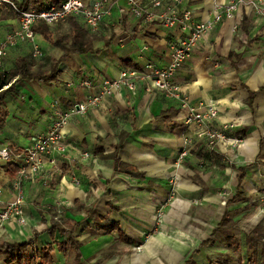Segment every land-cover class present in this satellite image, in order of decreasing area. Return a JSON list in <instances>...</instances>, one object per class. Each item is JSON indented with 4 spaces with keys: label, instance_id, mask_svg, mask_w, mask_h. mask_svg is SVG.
<instances>
[{
    "label": "crops",
    "instance_id": "obj_1",
    "mask_svg": "<svg viewBox=\"0 0 264 264\" xmlns=\"http://www.w3.org/2000/svg\"><path fill=\"white\" fill-rule=\"evenodd\" d=\"M139 1L150 5L149 0ZM112 2L113 15L97 33L89 34L101 44L111 36L106 49L70 53L60 64L56 82L19 80L7 93L0 148L28 147L34 133L51 125L55 110L68 111L84 101L94 89L82 86V80L97 75L116 78L123 66L165 65L169 31L160 23L139 25L127 11V0ZM212 4L213 0H183L182 8L203 20L210 17ZM117 6L125 8L121 44L113 31ZM16 24L13 12L1 8L0 38ZM49 26L52 39L70 32L69 21ZM35 37L43 52L40 62L50 64L61 54L40 33ZM263 48L264 18L255 20L249 8L240 6L233 19L211 30L207 44L175 75L192 104L212 103L221 119L238 120L235 133L243 142L233 158H225L221 150L208 151L194 138L196 125L181 119L179 102L162 92H146V82L140 81L135 93L124 88L112 95L106 109L88 108L69 116L67 136L96 159L77 164L78 185L68 174L53 178L49 170L43 181H24V223L6 222L0 227V242L33 239L35 248L51 243L53 264H77L74 250L65 243L69 232L79 242L81 264H186L188 259L189 264H264V238L252 245L246 239L264 222V209L256 203L264 200ZM19 55L30 56L28 45L9 51L6 70ZM249 92H254L250 101ZM185 136L193 137L194 144L178 159ZM119 143L115 169L110 155ZM58 163L65 165L60 159ZM7 164L0 160L1 202L15 197ZM224 188L231 192L225 202L218 194ZM159 202H165L161 219L156 218ZM60 205L63 211L57 214ZM225 214L231 224L219 226ZM52 219L65 224L64 235L50 237L46 229ZM7 258L0 251V264Z\"/></svg>",
    "mask_w": 264,
    "mask_h": 264
},
{
    "label": "built area",
    "instance_id": "obj_2",
    "mask_svg": "<svg viewBox=\"0 0 264 264\" xmlns=\"http://www.w3.org/2000/svg\"><path fill=\"white\" fill-rule=\"evenodd\" d=\"M20 0H0V9L7 8L16 17V26L7 31L0 38V68L5 69V60L9 51L18 45H28L32 58H42L43 52L36 41L34 27L38 22L52 25L57 22H66L70 18L77 19L89 33H97L106 18L113 15L112 0H62L60 5H48L39 9L23 10L17 4ZM145 5L139 0H127V11L137 19L141 26L160 23L168 31L167 62L158 66L147 62L138 68L123 66L116 78H106L97 75L96 78H86L81 85L94 89L84 101L76 102L70 110H55L54 118L47 130L34 133L30 137L28 147L17 150L9 145L0 148V160L15 163L17 173L12 179L11 186L15 197L12 201L1 202L0 227L9 220L24 223L21 205L27 203L22 193L24 181L37 182L42 179L44 172L55 174V177H64L68 174L75 185L80 183L76 174L77 164L84 160L94 159V155L87 149L75 145L67 136L65 126L72 113H85L88 108L97 110L106 109L109 98L127 89L135 93L137 83L146 82L145 90L162 92L167 98L177 100L183 111L181 119L185 124L194 123L196 131L194 138L203 143L208 151L221 150L225 158H233L236 150L241 146L243 138L236 135L235 129L238 120L221 119L217 106L212 103L194 105L183 93L175 81L177 71L204 43L207 44L209 34L224 19H233L240 6L249 8L255 20L264 18V0H213L210 17L195 20L193 10L183 9V0H149ZM117 16L114 23V34L117 43L121 44L124 38L122 15L124 7L117 6ZM238 22L234 24L236 27ZM264 51V48H263ZM190 136L183 137V143L178 153V159L188 154V147L194 144ZM58 159L65 165L59 166ZM96 159V158H95ZM175 175L170 180L175 182ZM173 194V188L171 189ZM223 202L231 196L226 188L219 191ZM1 197V188H0ZM165 202H159L156 209V218L161 219ZM62 213L63 205L56 210ZM58 219V218H56Z\"/></svg>",
    "mask_w": 264,
    "mask_h": 264
},
{
    "label": "trees",
    "instance_id": "obj_3",
    "mask_svg": "<svg viewBox=\"0 0 264 264\" xmlns=\"http://www.w3.org/2000/svg\"><path fill=\"white\" fill-rule=\"evenodd\" d=\"M62 0H20L17 4L19 8L23 10L30 9H39L46 7L48 5L59 6ZM14 14V13H13ZM70 32L68 34H62L57 36L55 39L51 38L50 26L43 22H38L34 31L42 35L46 40H49L50 43L61 50V54L57 58H53L50 64H44L40 62V58H32L29 55H19L14 59L13 66L6 70L0 68V131L3 129L6 123V118L8 111L5 104V97L7 93L13 91L16 82L19 80H32L35 82H44V83H54L57 81V77L61 73L60 64L66 56L70 53H100L102 49H106L112 37L106 38L99 47H94L93 37L86 31L83 25L74 18H70ZM233 53L230 52L229 56H232ZM254 92H249V101L253 97ZM120 143L115 147V152L110 155L113 159V167L116 169L119 159L117 157V149L120 148ZM18 167L15 163L7 164V170L9 176H15L17 173ZM240 174L238 175V182L242 180V169L239 168ZM238 190V189H237ZM234 196L231 198V200ZM230 200V199H229ZM44 221V218L42 217ZM61 221V220H60ZM230 225L231 221L226 216L222 217L219 226L221 225ZM75 224L71 225V228ZM51 238H54L56 233L64 235L66 233L65 224L59 222L58 220H51L50 226L46 229ZM71 232L66 236L65 243L68 244L75 252V260L77 264H81L80 261V252H79V242L75 241L70 235ZM35 236L37 232L34 233ZM264 238V222L259 224L249 235H247V242L256 244L257 242L262 243ZM5 251L8 255V258L5 264H53L52 251L53 246L51 243H48L40 248H35L33 239L22 241V242H0V251ZM189 259L186 261V264H189Z\"/></svg>",
    "mask_w": 264,
    "mask_h": 264
},
{
    "label": "rangeland",
    "instance_id": "obj_4",
    "mask_svg": "<svg viewBox=\"0 0 264 264\" xmlns=\"http://www.w3.org/2000/svg\"><path fill=\"white\" fill-rule=\"evenodd\" d=\"M98 38H100V37H98ZM93 41H94V42H93L94 45H96V44H99V45H100V44H101V43H99L100 39H97V37H96V38L93 37ZM7 59H8V58H7ZM8 60H9V59H8ZM8 60H5V63L8 62ZM4 67H5V69H7L6 66H4ZM45 173H46V172H44V175H43L42 179H40V181H43V180L45 179V177H44V176H45ZM55 174H56V173H53V174H50V175H51L53 178H55ZM79 179H80V178H79ZM80 181H81V180H80ZM256 203H259V206H261V207L264 209V200H263L262 202H261V201H257ZM253 204H254V203H253ZM57 214H58V213H57ZM136 247H137V246H136Z\"/></svg>",
    "mask_w": 264,
    "mask_h": 264
}]
</instances>
